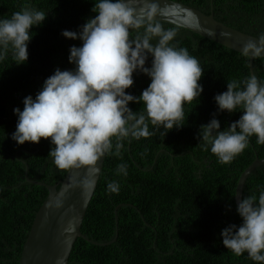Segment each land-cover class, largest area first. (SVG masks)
Instances as JSON below:
<instances>
[{
  "label": "trees",
  "instance_id": "obj_1",
  "mask_svg": "<svg viewBox=\"0 0 264 264\" xmlns=\"http://www.w3.org/2000/svg\"><path fill=\"white\" fill-rule=\"evenodd\" d=\"M195 7L235 29L264 36V0H177ZM95 0H0V18H10L24 6L47 12L45 22L33 26L29 60L17 65L11 57L0 62V264H20L23 245L48 189L29 179L55 184L68 169H59L49 154L48 139L40 143L14 141L16 107L41 89L57 68L70 70V47L80 40L62 35L79 30L95 15ZM172 41L198 58L204 74V91L185 105L184 126L165 136L150 125L153 135L125 141L121 155L106 154L104 165L75 241L68 264H258L247 253L236 256L222 240L221 231L241 223L236 211V188L242 172L264 157V145L250 138L246 149L227 164L218 162L199 143L200 125L218 113L214 97L227 90V81L250 73L249 56L212 41L184 27ZM149 66L151 58H149ZM253 72L264 80V57L253 59ZM150 77L134 73L127 89L139 96ZM134 111L142 104L130 103ZM241 112L219 113L222 129L239 119ZM127 164V176L117 175V166ZM117 180L118 193H108L107 184ZM264 188V164L247 177L244 196H259ZM231 205V210H229ZM103 243V245L98 244Z\"/></svg>",
  "mask_w": 264,
  "mask_h": 264
},
{
  "label": "clouds",
  "instance_id": "obj_2",
  "mask_svg": "<svg viewBox=\"0 0 264 264\" xmlns=\"http://www.w3.org/2000/svg\"><path fill=\"white\" fill-rule=\"evenodd\" d=\"M92 12L95 15L79 30L62 31L64 37L82 42L70 47L74 68H57L35 97L24 98L23 110L14 109L18 119L11 138L20 145L48 139L49 154L59 169L92 166L98 171L106 154L121 155L125 141L153 135L150 125L165 130V136L183 127L185 105L204 91L198 58L172 43L177 29L165 28L157 18L161 15L157 3L147 2L138 10L131 0H95ZM46 18V11L29 6L0 18V62L11 57L17 65L27 63L32 28ZM246 49L264 52L254 42ZM137 72L150 77L139 96L127 91ZM214 99L218 113L200 125L198 139L205 148L210 146L219 163L233 161L253 136L264 145V80L253 74L227 81V90ZM132 102L142 104L140 110L129 107ZM225 111L242 114L222 129L217 116ZM127 167L120 163L117 175L127 176ZM119 190L117 180L107 184L108 193ZM236 211L241 223L222 229L224 246L236 256L247 253L252 261L264 264V188L258 197L239 199Z\"/></svg>",
  "mask_w": 264,
  "mask_h": 264
},
{
  "label": "water",
  "instance_id": "obj_3",
  "mask_svg": "<svg viewBox=\"0 0 264 264\" xmlns=\"http://www.w3.org/2000/svg\"><path fill=\"white\" fill-rule=\"evenodd\" d=\"M131 2L138 10L147 2L157 3L161 11L157 17L160 21L184 27L248 55L251 75L254 74V57H264V52L257 54L254 50L246 49L250 42L264 48V45H260L261 37L235 29L217 20L213 13L206 14L177 0ZM105 157L98 162V171L92 166L68 169L64 178L55 184L28 178L30 182L46 186L48 194L35 215L23 245L20 264H68L75 241L79 236H84L81 231L82 222L97 187ZM262 164L264 157H257L240 175L235 194L236 204L242 199L248 175ZM89 182L93 186L89 187Z\"/></svg>",
  "mask_w": 264,
  "mask_h": 264
}]
</instances>
